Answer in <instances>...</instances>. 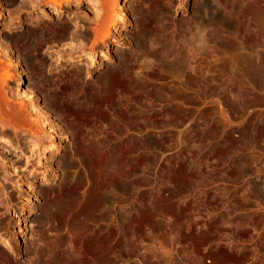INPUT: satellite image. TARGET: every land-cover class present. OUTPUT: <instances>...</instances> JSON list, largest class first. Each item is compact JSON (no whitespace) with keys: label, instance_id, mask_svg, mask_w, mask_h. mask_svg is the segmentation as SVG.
<instances>
[{"label":"rangeland","instance_id":"rangeland-1","mask_svg":"<svg viewBox=\"0 0 264 264\" xmlns=\"http://www.w3.org/2000/svg\"><path fill=\"white\" fill-rule=\"evenodd\" d=\"M92 1L0 0L2 70L15 60L0 88V264H264V0L218 1L248 9L256 22L239 27L209 0ZM195 26L198 53L182 46ZM27 86L51 134L32 127Z\"/></svg>","mask_w":264,"mask_h":264},{"label":"bare ground","instance_id":"bare-ground-1","mask_svg":"<svg viewBox=\"0 0 264 264\" xmlns=\"http://www.w3.org/2000/svg\"><path fill=\"white\" fill-rule=\"evenodd\" d=\"M69 1V0H68ZM78 1H80V2H83V0H78ZM89 3H91V4H93V1L92 0H87ZM157 3H158V0H155ZM219 0H209L208 2H204L203 4H202V7L204 8V10H206V11H208V10H210V12H211V17L212 18H216V19H221V20H223V21H225L226 23H228V24H230V25H232V26H237V27H239L240 26V23H241V19H240V17L244 14V16L243 17H245L244 18V20H245V22H246V24H247V26H249L248 24H250L249 22L250 21H252V22H256V21H254V19H252L251 20V13L249 14V11H248V9H243V7H245L244 5H242V7L240 6V5H238L237 7H233V10H228L227 8H225V6L224 5H222V4H220V3H223V2H218ZM236 1V0H235ZM256 1V0H255ZM30 2H32V1H30ZM51 2L53 3V5H57V4H59V0H51ZM62 2V1H61ZM65 2V1H64ZM243 2V4H246V2H244V1H242ZM253 2H254V0H253ZM111 3V2H110ZM169 3V2H168ZM240 3V2H239ZM239 3H237V4H239ZM261 3V2H260ZM262 3H263V1H262ZM96 4V3H95ZM170 4V3H169ZM227 4V3H226ZM236 4V5H237ZM256 4V3H255ZM47 5H50V7L51 6H53V5H51L50 3H48L47 2ZM112 6V3L111 4H109L108 6ZM228 5V4H227ZM257 5L259 6L260 4H258L257 3ZM256 5V6H257ZM111 6L110 7H108V8H111ZM235 6V5H234ZM258 6H257V8H258ZM261 6H262V4H261ZM126 7V6H125ZM229 8H231V7H229ZM249 8V7H248ZM107 9V8H106ZM113 9V8H112ZM125 9H127V7L125 8ZM97 10V9H96ZM111 10V9H110ZM110 10L108 11V14L110 13ZM121 10V9H120ZM198 10V9H197ZM259 10V9H258ZM112 11V10H111ZM147 10H143L142 11V15L141 16H143V18H142V22L146 25V26H152V24L154 25V27L157 25L156 23V25L154 24V23H151V21H148V19L150 20V18H151V12L148 10L147 12H146ZM250 11H252V10H250ZM98 12V11H97ZM107 12V11H106ZM114 11H112L111 12V15H112V13H113ZM128 12V11H127ZM126 12V13H127ZM124 13V12H123ZM254 13H256V18L258 19V24L255 26V28H258L259 30H258V33H259V31H261L262 33H264V17H263V13L259 10V11H257V12H254ZM73 14V13H72ZM99 14V13H98ZM107 14V13H106ZM195 14V13H194ZM206 14V12L204 13V15ZM208 14V13H207ZM124 15H125V13H124ZM127 15H128V13H127ZM197 15V14H196ZM106 16V15H105ZM206 16V15H205ZM253 16V17H254ZM197 17V16H196ZM204 17V16H203ZM252 17V18H253ZM115 18V17H114ZM208 18V17H207ZM210 18V17H209ZM115 19H117V18H115ZM200 19V18H199ZM257 19H255V20H257ZM119 20V19H118ZM121 20V19H120ZM195 20V19H194ZM243 20V21H244ZM250 20V21H249ZM112 21V20H111ZM200 21V20H199ZM203 21V20H202ZM249 21V22H248ZM29 22V21H28ZM251 22V23H252ZM34 23V22H33ZM183 23V22H182ZM198 23V22H197ZM196 23V25H197V27H198V24ZM206 23V22H205ZM220 24H222V23H219L218 22V25L220 26ZM256 24V23H255ZM185 25V24H184ZM210 25V24H209ZM251 25V24H250ZM180 26V25H179ZM187 26H189V25H187ZM187 26H185L184 27V29L187 27ZM189 27H191V26H189ZM197 27L195 26V28L192 30V32L189 34V32H188V34L189 35H187L186 34V36L184 37V38H182L183 39V47H186V49H188V50H190L191 52H192V49H195L196 51H197V53H198V49L200 48V47H195L194 46V40L196 39V36H197V34H198V32L200 33L201 31H198L197 30ZM200 27V26H199ZM253 27V26H252ZM206 28V27H205ZM210 27H207L206 29L208 30ZM213 27H211L210 28V31L208 30V36L210 37V39L211 38H213V37H215V34L216 33H218V32H216V30H211ZM221 28V27H220ZM225 28V27H224ZM244 28V27H243ZM251 28V27H250ZM249 28V29H250ZM255 28L254 29H252V31H255ZM47 29H49V28H42V29H39V30H29V32H28V35L26 36V38H27V40L28 41H31L32 40V37H37V38H39L40 40L43 38V36H44V34L46 33V31H48ZM155 29H159V30H161V28L160 27H155ZM187 29H189L188 27H187ZM201 29H202V27H201ZM219 29V28H218ZM245 29V28H244ZM243 29V31H245ZM229 30V29H228ZM251 30V29H250ZM165 31V30H164ZM204 31H205V29H204ZM221 31H222V29H221ZM231 31V30H230ZM233 31V30H232ZM251 31V32H252ZM229 32V31H228ZM234 32V31H233ZM235 32L237 33L238 31L237 30H235ZM247 32V31H246ZM250 32V33H251ZM256 32L257 31H255V35H257L256 34ZM160 32H158V34H159ZM166 33V32H165ZM183 33V32H182ZM187 33V32H186ZM226 33V32H225ZM224 33V34H225ZM232 33V32H231ZM235 33V34H236ZM243 33V32H242ZM245 33V32H244ZM206 34V33H205ZM221 34H223V33H221ZM235 34L233 35V36H235ZM239 34H240V32H239ZM246 34V33H245ZM253 34V33H252ZM251 34V35H252ZM183 35V34H182ZM218 35H219V33H218ZM226 35V34H225ZM232 35V34H231ZM237 35V34H236ZM259 35H261V33L259 34ZM258 35V36H259ZM232 36V37H233ZM239 36H241V34L239 35ZM243 36H245V35H243ZM248 36V35H247ZM263 36H264V34H263ZM262 36V37H263ZM152 37L153 36H151V30L150 31H145L144 33H141V35H139V37H138V41H139V43H140V45H141V43L142 44H145V45H147V46H149V47H152L153 46V40H152ZM237 37V36H236ZM256 37V36H255ZM254 37V38H255ZM260 37V36H259ZM163 38V37H162ZM166 38V37H165ZM207 35H206V39H202V40H207ZM230 38V37H229ZM249 38H251V37H249ZM169 39V38H168ZM179 39H181V37H179ZM232 39V38H231ZM234 39H236V38H234ZM239 39H240V37H239ZM244 39H245V37H244ZM198 40V39H197ZM196 40V41H197ZM200 40H201V38H200ZM257 41H258V39H256ZM261 40H263L261 37H260V41ZM156 41V40H155ZM211 41V40H210ZM227 41H228V38H227ZM239 41V40H238ZM257 41H255V43L257 42ZM169 42V41H168ZM179 42H181L182 43V41H179ZM214 42H216V41H214ZM234 42V41H233ZM253 42H254V40H253ZM160 43V42H159ZM161 43H162V41H161ZM180 43V44H181ZM235 43V42H234ZM233 43V44H234ZM238 43V42H237ZM240 43H245L243 40H242V42H240ZM259 43V42H258ZM157 44V43H156ZM172 44V43H171ZM197 44V43H196ZM205 44L206 45H208L209 44V41H208V44L206 43V41H205ZM212 44H214V43H212ZM160 45V44H159ZM223 45V44H222ZM242 45V44H241ZM248 45V44H247ZM256 45V44H255ZM262 45V44H261ZM139 46V45H138ZM155 46V45H154ZM158 46V45H157ZM167 46V45H166ZM171 46V45H170ZM170 46H169V44H168V46H167V48L169 49V51H170ZM244 46H246V44H244ZM262 46H264V45H262ZM9 47V46H8ZM71 47V46H70ZM140 47V46H139ZM159 47H161V46H159ZM173 47V46H172ZM182 47V48H183ZM202 47V46H201ZM226 47V46H225ZM230 47V46H229ZM233 47V46H232ZM256 47V46H255ZM154 48H156V46L154 47ZM177 48V47H176ZM211 48V47H210ZM214 48V46L212 47V49ZM220 48V47H219ZM231 48V47H230ZM250 48V47H249ZM248 48V49H249ZM9 49V48H8ZM152 49V48H151ZM158 49H160V51H161V48H158ZM174 49H175V47H174ZM184 49V48H183ZM201 49H204V47H202ZM211 49V50H212ZM216 49V48H215ZM227 49V48H226ZM226 49H224V50H226ZM239 49H241V48H239ZM248 49H245L246 51L248 50ZM254 49V48H253ZM163 50H164V48H163ZM165 50H166V48H165ZM179 50V49H178ZM206 50H207V48H206ZM235 50L237 51V49L235 48ZM242 50H244V49H242ZM251 50H252V48H251ZM255 50V52H256V49H254ZM12 51V50H11ZM159 51V50H158ZM177 51V50H176ZM184 51V50H183ZM190 51H189V53H190ZM208 51V50H207ZM240 51V50H239ZM171 52V51H170ZM188 51H186V53H187ZM203 52V51H202ZM201 52V50H200V53H202ZM226 52V51H225ZM228 52V51H227ZM232 51H230V53H231ZM235 51H234V49H233V53H234ZM4 53H6V55L8 54L6 51H4ZM165 53V52H164ZM179 53V52H178ZM183 53H185V52H183ZM232 53V54H233ZM236 53V52H235ZM240 53V52H239ZM244 53H245V51H244ZM249 53H252V51H250L249 50ZM172 54H176V53H172ZM191 54V53H190ZM194 54V53H193ZM214 54V53H213ZM213 54H211V57H212V55ZM237 54H238V52H237ZM236 54V55H237ZM242 54V53H241ZM240 54V55H241ZM11 55V54H10ZM184 55V54H183ZM195 55V54H194ZM216 55V54H215ZM226 56L227 54H224V52H223V54H222V56ZM229 55V54H228ZM247 55V54H246ZM249 55H251V54H249ZM252 55H255V53H253ZM251 55V56H252ZM12 56V55H11ZM169 56V55H168ZM174 56V55H173ZM179 56V55H178ZM188 57V55H185V57ZM209 56V55H208ZM217 56V55H216ZM243 56V55H242ZM248 56V55H247ZM258 56V55H257ZM1 57V56H0ZM9 57V56H8ZM151 57V56H150ZM177 57V56H176ZM194 57V56H193ZM192 57V58H193ZM207 57V56H206ZM218 57H219V54H218ZM232 57V56H231ZM230 57V58H231ZM234 57H235V55H234ZM243 57H245V56H243ZM243 57H241V59L243 58ZM256 57V56H255ZM254 57V58H255ZM153 58V57H152ZM170 58H172V57H170ZM169 58V59H170ZM217 58V57H216ZM246 58V57H245ZM251 58H253V56L251 57ZM79 59V58H78ZM186 59V58H185ZM211 59V58H210ZM209 59V60H210ZM219 59H221V58H219ZM237 59V58H236ZM249 59H250V56H249ZM255 59H257V58H255ZM10 60H11V58H10ZM188 60V59H187ZM212 60H213V58H212ZM214 60H215V57H214ZM212 61V63L213 62H215V61ZM225 60V59H224ZM223 60V61H224ZM240 60V59H239ZM243 60V59H242ZM244 60H246V59H244ZM258 60V59H257ZM264 60V59H263ZM2 61L3 60H1L0 59V88H2V86L5 84V83H8V80H10L11 79V77L13 76V75H11V73H10V69H11V67H13V63H15L14 61H11V62H9V64H8V69L7 70H2L3 68H2ZM173 61V60H172ZM186 61V60H185ZM223 61H222V63H223ZM225 61H227V60H225ZM251 61V60H250ZM256 61V60H255ZM216 62H217V60H216ZM219 62H220V60H219ZM236 62V61H235ZM245 62V61H244ZM243 62V63H244ZM247 62V61H246ZM253 62V61H252ZM257 62V61H256ZM222 63H221V65H222ZM225 63V62H224ZM248 63V62H247ZM246 63V64H247ZM124 64V63H123ZM126 64V63H125ZM123 65V66H118V68H115V69H113V70H111V71H109V73H108V75L106 76V84H109V83H111L112 82V80L114 79V77L117 75L116 73H117V71H127L128 69H129V67H130V65L127 63V65ZM226 64V63H225ZM224 64V65H225ZM230 65H231V63H229ZM250 64V63H249ZM251 64H254V63H251ZM264 64V63H263ZM185 66L187 65V67H188V64H184ZM229 65V66H230ZM256 65V64H255ZM213 66V65H212ZM216 66V65H215ZM214 66V67H215ZM235 66V65H234ZM242 66H245V64H243ZM247 66H248V64H247ZM252 66H254V65H252ZM192 67V66H191ZM230 67H233L232 65L230 66ZM229 67V68H230ZM194 68V67H193ZM213 68V67H212ZM243 68V67H242ZM251 68V67H250ZM255 68H256V66H255ZM213 69H215V68H213ZM213 69H212V71H213ZM219 69V68H218ZM218 69H216V70H218ZM225 69V68H224ZM232 69H234V68H232ZM192 70V69H191ZM216 70H215V72H216ZM231 70V69H230ZM245 70V69H244ZM246 70H247V68H246ZM253 70V69H252ZM175 71V70H174ZM187 71V70H186ZM188 71H189V69H188ZM196 71H197V69H196ZM250 71V70H249ZM19 72V71H18ZM142 72V71H141ZM193 72V71H192ZM214 72V71H213ZM214 72V73H215ZM218 72V71H217ZM22 73V72H21ZM125 73V72H124ZM128 73H129V70H128ZM138 73V72H137ZM214 73H212V74H214ZM221 73V72H220ZM249 73V72H248ZM20 74V73H19ZM23 74V73H22ZM139 74V73H138ZM137 74V75H138ZM193 74H195V72L193 73ZM204 74V73H203ZM205 75V74H204ZM139 76V75H138ZM208 76V75H207ZM244 76V75H243ZM248 76V75H247ZM211 77V76H210ZM249 77V76H248ZM259 78V77H258ZM20 79V78H19ZM137 79H139L138 77H137ZM106 87V86H105ZM22 94H24L25 95V97L27 98H29V106H30V108L38 115V117L42 120V123H38V121H37V123L36 122H34V123H31L32 124V127H35V131H37V132H42V127L40 126V125H38V124H42V126L44 127V126H47L48 125V123H47V121H48V119H47V117L45 116V110H43L42 109V107H40V105L38 106V105H36V103L34 102V98H33V96H31L32 94H34V88L33 87H31V86H27V87H25V90L23 91V93ZM0 96H1V94H0ZM12 97V96H11ZM8 102H9V98H7V93H4V95H2L1 96V98H0V107H1V103H2V106L3 107H6V106H8ZM6 105V106H5ZM76 106V105H75ZM27 107L28 106H26V104H24V103H22V102H17L16 103V105L13 107V108H16L17 109V111H16V114H20L21 113V111L22 112H27ZM15 109V110H16ZM86 109V108H85ZM93 114V113H92ZM100 115V114H99ZM91 117V116H90ZM93 118H94V116H93ZM94 121V120H93ZM47 127H49L48 128V131L50 132L49 134H51L52 132H53V130H55V129H52L50 126H47ZM97 132V131H96ZM95 132V133H96ZM32 134L34 135V136H36V138H39V135H36V133L35 132H32ZM42 134V133H41ZM87 134V133H86ZM97 134V133H96ZM88 136H90V138H95V137H98V136H96L95 135V137H91V135H88ZM250 136V135H249ZM2 137V136H1ZM1 137H0V139H1ZM47 138V137H46ZM45 138V139H46ZM88 139V138H87ZM5 140H6V138H5ZM35 140H37V139H35ZM96 140H97V138H96ZM2 141V140H1ZM38 141V140H37ZM36 141V142H37ZM39 141H42L41 140V138H39ZM5 142H8V143H10L8 140H6ZM43 142V141H42ZM55 142V141H54ZM101 142V141H100ZM252 142V141H251ZM256 142V141H255ZM38 143V142H37ZM88 143V142H87ZM50 144V143H49ZM100 144V143H99ZM34 145H36V143L34 144ZM49 146V145H48ZM7 147V146H6ZM9 147V146H8ZM50 147H54L53 146V144H51V146ZM49 147V148H50ZM19 149V148H18ZM37 151V150H36ZM42 152V151H41ZM1 159V158H0ZM3 162V161H2ZM4 163V162H3ZM36 165V164H35ZM7 167V166H6ZM50 167V166H49ZM54 168V167H53ZM55 169V168H54ZM56 171V170H55ZM245 174V173H244ZM260 185V184H259ZM258 185V186H259ZM252 186V185H251ZM262 188H263V186H261ZM252 189V188H251ZM102 190V189H101ZM263 190V189H262ZM250 191V190H249ZM253 193V192H252ZM257 195H258V193H256ZM263 194H264V192H263ZM260 195V194H259ZM67 197V196H66ZM264 199V198H263ZM264 201V200H263ZM103 202V201H102ZM92 208V207H91ZM54 209V208H53ZM46 216V215H45ZM238 217V216H237ZM120 219V218H119ZM73 223V222H72ZM88 223H90V222H88ZM76 225V224H75ZM80 225V224H79ZM242 225V224H241ZM56 227V226H55ZM71 228V227H70ZM83 228V227H82ZM76 229V228H75ZM130 230V229H129ZM78 231V230H77ZM76 231V232H77ZM225 231V230H224ZM73 232V231H72ZM84 233V232H83ZM43 235H45V234H43ZM79 235H77V237H78ZM2 238V237H1ZM82 238V237H81ZM2 239H4V238H2ZM5 239H6V237H5ZM56 239V238H55ZM77 239V238H76ZM93 240V239H92ZM55 241V240H54ZM261 241V240H260ZM264 241V240H263ZM67 243V242H66ZM226 243H227V241H226ZM57 244V243H56ZM47 245V244H46ZM38 246V245H37ZM41 247V246H40ZM48 247V246H47ZM55 247V246H54ZM88 247V246H87ZM256 247V246H255ZM37 249V248H36ZM32 250V249H31ZM33 250H34V248H33ZM47 251V250H46ZM53 251V250H52ZM69 251V250H68ZM75 251V250H74ZM238 251H240V250H238ZM242 251V250H241ZM40 252V251H39ZM264 252V251H263ZM34 253V252H33ZM32 253V254H33ZM51 253V252H50ZM49 254V253H48ZM251 254V253H250ZM63 255V254H62ZM105 255V254H104ZM253 255V254H252ZM65 256H67V255H65ZM76 257V256H75ZM248 257V256H247ZM251 257V256H250ZM263 257V256H262ZM45 258V257H44ZM259 258V257H258ZM258 258H255V259H258ZM251 259V258H250ZM260 259V258H259ZM264 259V258H263ZM249 260V259H248ZM69 261V260H68ZM74 261V260H73ZM36 262V261H35ZM62 262V261H61ZM97 263V262H96ZM38 264V263H37Z\"/></svg>","mask_w":264,"mask_h":264}]
</instances>
